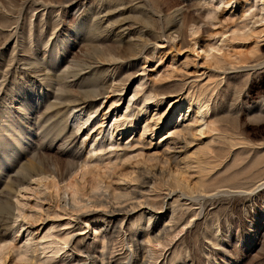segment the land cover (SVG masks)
<instances>
[{
	"label": "rangeland",
	"instance_id": "374dc122",
	"mask_svg": "<svg viewBox=\"0 0 264 264\" xmlns=\"http://www.w3.org/2000/svg\"><path fill=\"white\" fill-rule=\"evenodd\" d=\"M0 264H264V0H0Z\"/></svg>",
	"mask_w": 264,
	"mask_h": 264
},
{
	"label": "bare ground",
	"instance_id": "6f19581e",
	"mask_svg": "<svg viewBox=\"0 0 264 264\" xmlns=\"http://www.w3.org/2000/svg\"><path fill=\"white\" fill-rule=\"evenodd\" d=\"M73 193V192H72ZM27 253V249H25V246L22 247L21 251H19L20 255L26 256L25 254ZM27 257V256H26ZM32 258V257H31Z\"/></svg>",
	"mask_w": 264,
	"mask_h": 264
}]
</instances>
